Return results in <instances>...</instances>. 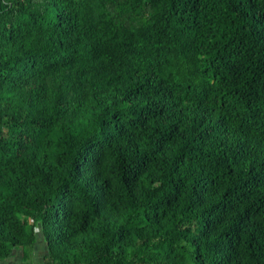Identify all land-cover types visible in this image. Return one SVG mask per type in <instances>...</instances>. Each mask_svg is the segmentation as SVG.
I'll use <instances>...</instances> for the list:
<instances>
[{"label": "trees", "instance_id": "16d2710c", "mask_svg": "<svg viewBox=\"0 0 264 264\" xmlns=\"http://www.w3.org/2000/svg\"><path fill=\"white\" fill-rule=\"evenodd\" d=\"M18 251L264 264V0H0V261Z\"/></svg>", "mask_w": 264, "mask_h": 264}, {"label": "crops", "instance_id": "0c3cea01", "mask_svg": "<svg viewBox=\"0 0 264 264\" xmlns=\"http://www.w3.org/2000/svg\"><path fill=\"white\" fill-rule=\"evenodd\" d=\"M44 250V246L42 243H39L37 247L35 248L33 259L32 261L34 263H41L42 262V251ZM0 264H23L22 262V252L18 251L15 254H13L10 258L0 261Z\"/></svg>", "mask_w": 264, "mask_h": 264}]
</instances>
